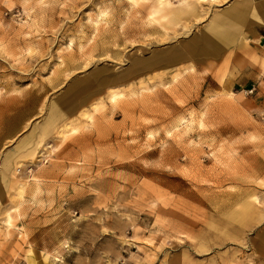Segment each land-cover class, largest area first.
<instances>
[{"label": "rangeland", "instance_id": "obj_1", "mask_svg": "<svg viewBox=\"0 0 264 264\" xmlns=\"http://www.w3.org/2000/svg\"><path fill=\"white\" fill-rule=\"evenodd\" d=\"M261 27L264 0H0V264H264Z\"/></svg>", "mask_w": 264, "mask_h": 264}, {"label": "crops", "instance_id": "obj_2", "mask_svg": "<svg viewBox=\"0 0 264 264\" xmlns=\"http://www.w3.org/2000/svg\"><path fill=\"white\" fill-rule=\"evenodd\" d=\"M238 11V10H237ZM237 11H235V12H233L234 14H237L238 16L236 17V21H239L240 20V16H242L243 14H245V13H250V14H253L254 15V9L253 8H250V7H243V9H241V12H237ZM232 13V14H233ZM221 23V22H220ZM261 28H263L262 30L264 31V27H261ZM260 35L262 36V37H264V35L263 34H261L260 33Z\"/></svg>", "mask_w": 264, "mask_h": 264}, {"label": "bare ground", "instance_id": "obj_3", "mask_svg": "<svg viewBox=\"0 0 264 264\" xmlns=\"http://www.w3.org/2000/svg\"><path fill=\"white\" fill-rule=\"evenodd\" d=\"M233 26V25H232ZM115 96V95H114ZM91 118V117H90Z\"/></svg>", "mask_w": 264, "mask_h": 264}]
</instances>
